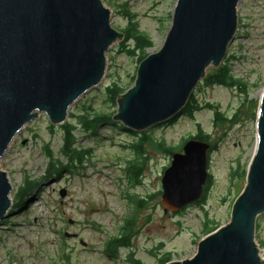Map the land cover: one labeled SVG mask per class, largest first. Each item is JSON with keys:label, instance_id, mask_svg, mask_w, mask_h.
Returning a JSON list of instances; mask_svg holds the SVG:
<instances>
[{"label": "rangeland", "instance_id": "374dc122", "mask_svg": "<svg viewBox=\"0 0 264 264\" xmlns=\"http://www.w3.org/2000/svg\"><path fill=\"white\" fill-rule=\"evenodd\" d=\"M103 1L112 11L116 30L124 34L133 22L149 36L152 47L146 51L148 56L163 47L177 0ZM238 16L236 41L223 63L228 60L231 75L247 85L246 92L222 85H198L193 97L203 109L193 117L182 114L175 121L148 130L155 142L172 148H181L193 137L208 136L216 149L209 154L211 187L206 202L176 214L165 213L162 178L172 157L146 145L148 161L143 181L134 187L129 185L126 170L137 157L132 145L140 137L118 121L100 127L96 136L78 127L77 148L88 150L89 155L71 174L47 179L46 148L61 157L64 131L40 114L16 137L1 162L13 186V200L27 178L39 180L40 185L26 200L24 209L12 208L9 218L0 225V264H132L130 253L142 264H163L169 256L171 261H182L197 253L206 236V224L216 222L222 226L230 221L235 200L246 186L242 172L257 144V114L264 91V0H243ZM120 43L113 45L108 54L102 85L81 98L71 113L83 114L84 106L101 113H118V104L106 103L105 89L119 82L121 87L132 88L140 65L139 58L119 53ZM216 71L210 68L206 77ZM217 112L223 114L220 121ZM70 122L76 126L69 118ZM62 192H66L64 198ZM130 196L146 201L136 215L139 233L132 240V248L122 250L119 259L114 260L104 253L105 243L119 235L133 215ZM257 226L256 242L264 258V214Z\"/></svg>", "mask_w": 264, "mask_h": 264}, {"label": "water", "instance_id": "95a60500", "mask_svg": "<svg viewBox=\"0 0 264 264\" xmlns=\"http://www.w3.org/2000/svg\"><path fill=\"white\" fill-rule=\"evenodd\" d=\"M241 1L177 0L163 47L139 65L114 121L143 133L176 118L208 70L225 61L236 40ZM111 20L103 0H0V225L13 207L2 159L40 114L63 126L73 106L102 85L108 54L125 38ZM259 103L256 150L230 221L204 237L194 257L168 264H264L256 242L264 214V91ZM211 148L190 139L173 154L162 178L165 213L202 199Z\"/></svg>", "mask_w": 264, "mask_h": 264}, {"label": "trees", "instance_id": "16d2710c", "mask_svg": "<svg viewBox=\"0 0 264 264\" xmlns=\"http://www.w3.org/2000/svg\"><path fill=\"white\" fill-rule=\"evenodd\" d=\"M125 38L119 44V53H125L129 58H139V64L144 61L148 55L146 54L147 49L152 47V42L149 36L139 30L138 24L130 22V25L126 29ZM225 63V62H224ZM221 65L220 68L217 69L216 74L210 75L206 77L199 85L203 87H212L216 85H222L229 89H239L246 92L247 85L243 82L236 80L230 72L228 66V60L226 64ZM128 88L121 87L120 82L114 83L111 86H108L105 89L107 100L106 103H112L114 106L117 105L119 99L127 92ZM192 95L190 101L188 102L186 108L183 110L182 114L184 116L193 117L195 113L200 111L202 108L201 104L198 100H196ZM115 114H107L101 113L97 110H94L92 107H83V114L75 115L70 112V119L76 122V126H74L71 122L66 123L62 126L64 131V143L63 148L61 150V157H56L51 149L47 146V156L49 159V166L45 177L47 179L51 178H59L62 174H71L76 171L80 165H82L89 155V151L85 149L77 148V137L75 135V131L78 127L83 128V130L87 133L92 134L93 136L97 135L98 129L103 126H109L116 124L113 117ZM176 119V118H175ZM175 119L173 121H175ZM217 121L223 119V114L221 112L216 113ZM54 127L51 126V130L53 132ZM150 132L146 131L141 134L133 133L135 136H139L136 144H133V150L136 153V159L129 162V166L126 170L127 172V180L129 185L132 187L140 185L143 181L145 171H146V163L148 161V156L145 151V145L152 147L155 151L164 153L169 156H173L174 153L182 151V148H172L167 147L164 143L155 142L153 138L149 135ZM193 139H197L202 142H208V136H196ZM216 149L215 145H212V149L209 151V154L213 152L212 150ZM242 176L246 177L247 175V167L243 170ZM45 178V179H46ZM40 185L39 180H30L27 178L24 184L19 188L15 197H14V205L13 209L15 211H21L24 209L26 205V200H28L29 196L38 188ZM211 187V181L208 180V184L205 187L204 196L200 201L196 204L203 205L206 202L208 191ZM240 195V194H239ZM238 197V196H237ZM131 204L134 206V212L131 217L127 220V225H123L121 228L120 234L117 236H113L105 243L104 253L111 259L117 260L121 256V251L126 249L129 250L132 248V240L135 238L139 231L136 228V215L137 213L144 207L146 201L139 199L137 196L129 197ZM237 199V198H236ZM258 225V222H257ZM221 225L216 222H209L206 224L204 229V234L207 236L214 231H216ZM258 230V226H257ZM129 260L132 264H142L140 260L135 259L134 254H129ZM171 256L165 258L162 262L163 264H168L171 262Z\"/></svg>", "mask_w": 264, "mask_h": 264}, {"label": "bare ground", "instance_id": "6f19581e", "mask_svg": "<svg viewBox=\"0 0 264 264\" xmlns=\"http://www.w3.org/2000/svg\"><path fill=\"white\" fill-rule=\"evenodd\" d=\"M242 1H243V0H242ZM242 1H241V2H242ZM241 2H240V3H241ZM238 7H239V6H238ZM238 20H239V16H238ZM239 27H240V21L238 22V30H239ZM235 39H236V38H235ZM235 41H236V40H235ZM114 45H115V44H114ZM142 62H143V61H142ZM142 62H141V63H142ZM141 63H140V64H141ZM193 94H194V93H193ZM193 94H192V95H193ZM191 97H192V96H191ZM190 99H191V98H190ZM189 101H190V100H189ZM182 112H183V111H182ZM182 112L179 113L178 116L182 115ZM178 116H177V117H178ZM177 117H176V118H177ZM125 129H126V128H125ZM126 130H128V129H126ZM128 131H129V130H128ZM207 184H208V183H207ZM12 199H13V198H12ZM13 205H14V200H13ZM12 208H13V207H12ZM182 210H183V209H182ZM182 210H181V211H182ZM11 211H12V210H11ZM11 211H10V212H11ZM9 214H11V213H9ZM205 237H206V236H205Z\"/></svg>", "mask_w": 264, "mask_h": 264}]
</instances>
